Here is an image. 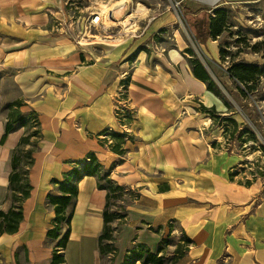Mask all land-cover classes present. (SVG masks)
<instances>
[{
	"label": "crops",
	"instance_id": "1",
	"mask_svg": "<svg viewBox=\"0 0 264 264\" xmlns=\"http://www.w3.org/2000/svg\"><path fill=\"white\" fill-rule=\"evenodd\" d=\"M72 4L0 0L2 209L9 206L13 149L34 128L18 125L2 138L8 104L20 101V114L35 117L40 130L23 219L16 232L0 234V264H50L56 239L46 232L55 212L47 195L58 194L53 182L65 178L76 182L77 194L60 250L63 264H99L107 190L97 187L95 174L65 175L73 168L81 171L89 153L113 182L138 193L122 212L112 264L123 261L132 241L157 252L160 240L177 231L191 242L175 264H264V161L259 155L258 166L252 162L255 150L250 151L252 139L244 132L250 119L193 74L195 57L217 83L179 28L173 37L160 35L172 25L171 11L153 17L116 47L96 52L76 43L78 26L62 14L72 9L82 18ZM196 42L213 45L207 38ZM120 98L133 112L130 122L115 115ZM202 107L234 119V133ZM249 109L257 112L254 126H264V100ZM107 131L125 135L122 153L111 149L114 139Z\"/></svg>",
	"mask_w": 264,
	"mask_h": 264
},
{
	"label": "rangeland",
	"instance_id": "2",
	"mask_svg": "<svg viewBox=\"0 0 264 264\" xmlns=\"http://www.w3.org/2000/svg\"><path fill=\"white\" fill-rule=\"evenodd\" d=\"M123 1L125 8L121 7ZM68 3H73L72 7L80 8V14L84 18L93 12L102 14L103 23L107 27L93 30L95 36L88 38L90 43L81 41L82 47L90 48L96 52H99L101 46L106 51L116 47L126 38L138 34L153 17L162 16L165 10H170L173 15L172 25L160 35L173 37L175 28H179L196 56L210 70L217 82L218 93L230 107H235L250 119L246 130L250 131L253 136L249 146L250 151L255 150V154L252 155L254 166L259 164L258 161H255L259 160V155H263L264 161V126L259 123H255L254 126L253 122L257 118V115L255 116L257 112L254 114L249 109L254 106L255 102L259 104L264 100V0H68ZM217 8L227 10L226 27L221 34L214 38L207 36L209 46L213 44L210 48L206 43L203 44V47L199 46L192 36L187 22L189 21L191 24L192 18L202 22V15L206 17L207 14H213V10ZM190 11L197 14L192 15L188 13ZM166 41L173 42L168 39ZM237 63L255 64L260 70H263V73L251 82L252 89L248 90L241 83L230 78L229 68ZM9 87L12 88L11 85ZM241 90L247 95H242ZM262 165L264 166V162ZM254 166L253 169L257 170ZM131 199L127 193H122L121 197L111 200V208L123 212ZM124 221L125 218L122 216L121 219L111 223L112 227H117L113 232L114 236L118 225ZM179 239L180 232L177 231L170 239V245L164 248L163 255L167 264H175L176 255L174 252ZM109 258L108 254L102 256L99 264H112Z\"/></svg>",
	"mask_w": 264,
	"mask_h": 264
},
{
	"label": "trees",
	"instance_id": "3",
	"mask_svg": "<svg viewBox=\"0 0 264 264\" xmlns=\"http://www.w3.org/2000/svg\"><path fill=\"white\" fill-rule=\"evenodd\" d=\"M197 17V16H196ZM202 22L194 20L192 18L191 24L189 21V27L193 33L194 39L199 42H204L208 37H215L221 34L227 24V10L223 8H217L213 10V14H207L206 17L202 15ZM197 21V23H196ZM200 25H199V24ZM185 51L192 50L186 48ZM193 74L206 82L207 88L219 94L217 91V85L210 77L206 68L202 65L198 58H192L190 60ZM229 76L234 81L241 83L246 89H252V83L257 76L263 73L258 65L237 63L233 64L229 68ZM239 88V86H237ZM242 95L247 94L241 90ZM20 105V101H12L8 104L9 109L8 121L5 125V132L3 137L13 131L18 125H28V129L32 128L26 135H23L17 145L13 149L11 158V171L8 176L7 193L5 200L9 201L7 209L0 208V234L3 233H14L18 230L19 224L23 219V202L29 196L31 191V184L29 182L28 173L29 169L34 162L33 153L38 148V140L40 137L39 124L35 117H30L20 114L17 107ZM203 111L208 113L211 117L218 119L220 122H226L227 126L224 131L231 130L230 133H234L236 129V121L230 117L222 118L213 108L202 107ZM124 118L126 123L132 121L131 111H125ZM33 119V120H31ZM31 121V122H30ZM234 128V129H233ZM242 131H240L241 133ZM249 137L253 139L252 133L245 130ZM109 135L114 142L111 145V149L117 153H122L123 149L121 144L124 141L125 135L123 133H117L114 131L104 132ZM82 171V173H81ZM81 171L73 168L65 175L68 177L76 176L77 179L84 175H97V187L106 189V204L103 210V229L98 237L99 241V255L102 256L110 255L109 261H112L115 254V236L113 232L116 231L117 227H112L111 223L115 220H119L124 216L119 210L111 208V200L115 197H121L122 193H127L130 198H134L138 193L127 186L119 185L113 182L109 177V170L103 169L101 164L97 161L94 154H87L82 160ZM66 178L63 181L53 182L56 186L58 194H48L47 200L53 206L55 216L53 218V226L46 232L48 239H56L54 249L50 258V264H63V254L60 252L66 245L69 235V224L70 218L73 212V201L77 194L76 182H66ZM118 193V194H115ZM158 230V229H156ZM170 235L166 238H162L159 242L157 252H152L149 247L140 242L132 241L126 250L123 261L120 264H134L136 261H140L141 264H167L166 259L163 255L165 246L170 245ZM191 242V240L180 233L179 242L176 244L175 255L176 259L179 258L185 247ZM175 259V261H176Z\"/></svg>",
	"mask_w": 264,
	"mask_h": 264
},
{
	"label": "built area",
	"instance_id": "4",
	"mask_svg": "<svg viewBox=\"0 0 264 264\" xmlns=\"http://www.w3.org/2000/svg\"><path fill=\"white\" fill-rule=\"evenodd\" d=\"M62 14L71 16L72 20L75 21V23L77 24L78 37L76 39V43L80 46H81L82 40L86 41L87 43H90L88 41L89 40L88 38H90L91 36H95L93 33V30L105 29L107 27L103 23L102 14L100 12H93L89 14L86 18L75 17L72 9H70L69 12L65 10L62 12ZM120 92L121 94L123 93L122 91ZM122 100L123 99L120 98L115 103V115L117 119H119L121 122L123 121L126 123L124 114L127 108L124 107ZM132 115H133V112H131V117L133 119Z\"/></svg>",
	"mask_w": 264,
	"mask_h": 264
},
{
	"label": "bare ground",
	"instance_id": "5",
	"mask_svg": "<svg viewBox=\"0 0 264 264\" xmlns=\"http://www.w3.org/2000/svg\"><path fill=\"white\" fill-rule=\"evenodd\" d=\"M121 7L125 8V2L121 3Z\"/></svg>",
	"mask_w": 264,
	"mask_h": 264
}]
</instances>
